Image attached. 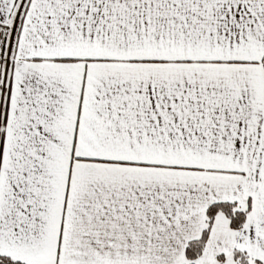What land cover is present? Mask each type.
Wrapping results in <instances>:
<instances>
[{
	"label": "snow or ice",
	"instance_id": "obj_1",
	"mask_svg": "<svg viewBox=\"0 0 264 264\" xmlns=\"http://www.w3.org/2000/svg\"><path fill=\"white\" fill-rule=\"evenodd\" d=\"M0 264H264V0H0Z\"/></svg>",
	"mask_w": 264,
	"mask_h": 264
}]
</instances>
